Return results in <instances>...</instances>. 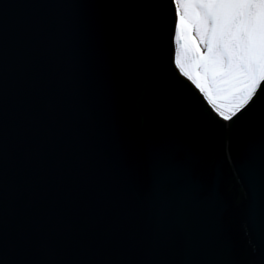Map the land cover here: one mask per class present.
Wrapping results in <instances>:
<instances>
[{"label":"water","instance_id":"1","mask_svg":"<svg viewBox=\"0 0 264 264\" xmlns=\"http://www.w3.org/2000/svg\"><path fill=\"white\" fill-rule=\"evenodd\" d=\"M173 7L170 0H0V145L6 133L23 203L36 195L24 161L38 159L47 179L39 194L73 226L89 220L104 256L150 259L140 253L153 233H180L195 210L213 237V257L248 264L264 252V108L255 123L210 124L211 106L175 66L182 39ZM162 138L173 197L167 223L152 206ZM14 223L24 229L22 212ZM129 226L144 241L136 255L116 243ZM166 258L180 264L185 256L173 245Z\"/></svg>","mask_w":264,"mask_h":264},{"label":"snow or ice","instance_id":"2","mask_svg":"<svg viewBox=\"0 0 264 264\" xmlns=\"http://www.w3.org/2000/svg\"><path fill=\"white\" fill-rule=\"evenodd\" d=\"M176 20V39L186 36L184 59L176 56L175 66L203 94L199 101L210 124L230 130L241 120L255 123L257 107L264 108V0H170ZM195 39H192V36ZM203 46V47H201ZM214 110V111H213ZM259 151L264 162V112L259 124ZM135 149H133V154ZM169 148L162 138L156 153V176L152 206L162 223L173 208L172 194L164 183V166ZM39 160L26 158L24 167L33 169L25 182L36 193L27 204L21 199V170L10 155L7 135L0 145V264H175L166 257L178 245L185 258L180 264H234L229 258L213 257L215 243L193 210L184 220L183 230L172 227L156 231L141 255L150 259H112L98 252L90 221L77 228L67 222L56 202L39 194L47 184ZM22 179H25L22 176ZM24 216L25 227L18 230L14 219ZM264 220V201L259 209ZM116 241L126 255H136L144 241L129 226ZM248 264H264V252Z\"/></svg>","mask_w":264,"mask_h":264},{"label":"rangeland","instance_id":"3","mask_svg":"<svg viewBox=\"0 0 264 264\" xmlns=\"http://www.w3.org/2000/svg\"><path fill=\"white\" fill-rule=\"evenodd\" d=\"M180 37L182 38V45L180 47H177L176 56L180 55L181 59L183 60L184 59V45L186 43V36L183 30L180 31ZM191 38L195 39V36L193 35Z\"/></svg>","mask_w":264,"mask_h":264}]
</instances>
